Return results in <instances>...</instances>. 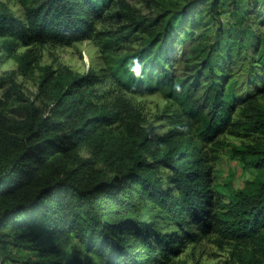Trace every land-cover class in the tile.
Returning <instances> with one entry per match:
<instances>
[{
  "label": "trees",
  "instance_id": "16d2710c",
  "mask_svg": "<svg viewBox=\"0 0 264 264\" xmlns=\"http://www.w3.org/2000/svg\"><path fill=\"white\" fill-rule=\"evenodd\" d=\"M17 1L22 19L0 0V37L10 38V45L14 39L25 46L91 39L95 23L113 15L114 7L132 28L143 24L125 0ZM220 7L230 9L231 28L219 26L207 44L202 38L211 33ZM163 11V23L148 28L149 39L125 58L121 82L134 92H160L172 100L186 121L197 123L201 144L214 143L233 127L264 134V34L244 27L255 12V23L264 26V0H191ZM197 29L201 41L193 37ZM16 59L30 69L28 54ZM40 70L42 84L53 92L56 118L29 104L24 118L0 127V142H7L0 143L4 258L12 245L34 251L38 260L22 261L29 264H89L83 252L100 264H164L183 243L214 236L219 245L230 246L237 264H264V157L246 161L244 146L231 151L257 170L255 187L213 183L206 153L183 121L159 135L130 108L97 105L99 79L91 71ZM61 119L70 120L66 130ZM115 123L125 145L110 171L82 158L58 162L79 143L110 134ZM163 170L169 171L165 180Z\"/></svg>",
  "mask_w": 264,
  "mask_h": 264
},
{
  "label": "rangeland",
  "instance_id": "374dc122",
  "mask_svg": "<svg viewBox=\"0 0 264 264\" xmlns=\"http://www.w3.org/2000/svg\"><path fill=\"white\" fill-rule=\"evenodd\" d=\"M3 1L17 18H23V8L17 0ZM125 1L134 9L139 19H143L142 25L132 28L127 20L116 14L118 10L114 7L113 15H106L95 23L97 33L91 39L75 42L69 46H59L49 42L25 46L16 39L12 40L10 45L7 44L11 40L10 38L0 37V127L3 128L4 125H7V121L24 118V108L29 104H32L41 115H50L52 118H56L53 92L49 86L42 84L40 67L48 66L52 70L65 67L79 74L91 71L99 79L94 85V92L97 96L94 98V102L97 105L113 106L122 110L130 108L134 115H138L142 125L152 126L159 135L173 128L177 121H183L186 128L189 129L188 135L193 138V141L200 144L206 153V161L212 166L213 183H230L234 189L255 187L254 179L257 177V170L245 166V162L264 157L262 153L264 151V134L246 132L242 129L235 130L233 127L232 131L227 130L218 134L214 143L201 144L195 136L197 123H191L190 120L186 121L187 119L181 115L177 105L172 100L160 92L152 94L134 92L130 90V86L124 83L126 80L122 78L125 58L136 53L149 39L148 28L163 23L162 19L165 15L163 10L165 8L178 10L191 0ZM204 4L208 5V1H205ZM255 8L256 5L253 6V9ZM219 11V17L213 20L210 26L211 33L208 38H202L207 44L213 41L219 26L224 29L231 28L230 9L220 7ZM256 14L258 12L246 16L248 20L244 21V27L248 26L253 34L259 36L264 34V26L255 23ZM205 22L207 21L205 20ZM148 23L149 26L146 25ZM128 30H130L129 33H127ZM199 32V29L194 30L193 37L201 41ZM117 38L120 41L114 45L115 47H108ZM109 40L110 42H105ZM25 53L32 59L30 69L26 70L19 66L16 59L17 56ZM186 73L189 74L190 71ZM121 79L124 82H121ZM260 101L264 105V94ZM61 120L63 121V119ZM63 123L66 130L67 126L70 125V120L63 121ZM110 130V134L91 137L90 140L79 143L67 154L59 156L58 162L70 164L72 159L82 158L88 160L94 167L110 171L111 167L118 162V153L125 145L120 139L118 123H115ZM0 143L4 147L7 146L5 140H1ZM240 146H244L245 162L231 154L234 147ZM167 173H169L168 170L162 171L163 180H165ZM160 227L165 229L170 226L164 227V224H160ZM72 240L73 245L80 247L76 240ZM5 256L6 258L0 253V264H29L22 261L28 260L32 263V261L38 260L34 251L26 246L8 245ZM81 259L83 263L100 264L99 259L91 253L83 252ZM164 264L237 263L231 255L229 245L221 246L215 242L214 236H208L196 244L183 243L178 255H172Z\"/></svg>",
  "mask_w": 264,
  "mask_h": 264
},
{
  "label": "clouds",
  "instance_id": "9594fccd",
  "mask_svg": "<svg viewBox=\"0 0 264 264\" xmlns=\"http://www.w3.org/2000/svg\"><path fill=\"white\" fill-rule=\"evenodd\" d=\"M135 71H136L137 74H139V72H140V68H139V66H137V67L135 68Z\"/></svg>",
  "mask_w": 264,
  "mask_h": 264
}]
</instances>
